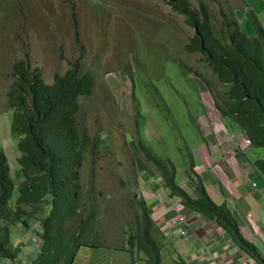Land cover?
Listing matches in <instances>:
<instances>
[{
    "label": "rangeland",
    "instance_id": "obj_1",
    "mask_svg": "<svg viewBox=\"0 0 264 264\" xmlns=\"http://www.w3.org/2000/svg\"><path fill=\"white\" fill-rule=\"evenodd\" d=\"M190 1L196 10L203 1L215 29L233 15L232 10L244 33L249 32L252 10L264 18L263 0ZM194 33L186 17L166 0H0V150L8 156L16 184L21 178V154L18 139L11 133L14 111L8 102L15 81L14 64L25 59L33 67H41L52 83L57 74L78 62L95 78L92 93L80 100L78 120L82 131L99 142L95 153L87 151L80 168V203L87 205L82 211L89 213L92 207L96 211V220L89 222L81 240L97 248L83 247L73 264H148L143 249L148 223L161 240L158 242L164 244L160 252L163 263L177 264L173 247L180 250L179 236L162 234L155 227L176 216L172 210L166 217L169 212L165 206L174 200H168L166 191L151 189L160 177H151L150 171L157 172L158 167L148 160L146 151L141 152L139 131L155 154L175 163L176 181L190 196L196 197L194 184L200 177L216 204L226 199L227 206L237 211L236 219L257 222L246 203L230 195L231 191L244 192V187L235 184L236 169L230 161L239 168L238 173L251 171L249 163L242 162L236 153L243 154L246 139L220 116L214 92L223 88L216 74L201 52L186 47ZM130 140L138 146L140 161ZM259 153L264 156L262 150ZM249 158L253 161L255 155ZM242 180L249 191L264 193L254 172L244 174ZM155 193L158 195L152 197ZM17 196L15 189L11 204ZM141 199L147 203L152 221H137L142 209L145 215ZM175 219L181 232L183 221ZM188 219L200 236L222 232L214 222L197 223L207 220L196 214ZM67 222L76 227L79 221L72 218ZM10 227L9 249L20 250L16 261L4 259L0 264H31L41 251L40 218ZM196 240L194 237L189 243L191 249L198 245ZM86 252L92 253L88 256ZM184 259L195 263L194 259Z\"/></svg>",
    "mask_w": 264,
    "mask_h": 264
},
{
    "label": "trees",
    "instance_id": "obj_2",
    "mask_svg": "<svg viewBox=\"0 0 264 264\" xmlns=\"http://www.w3.org/2000/svg\"><path fill=\"white\" fill-rule=\"evenodd\" d=\"M167 1L195 29L186 47L201 52L202 59L216 74L217 83L223 88L221 92H214L216 106L220 114L249 141L255 159L250 161L249 153L244 157L264 187V156L259 153L261 150L264 152V29L258 22L260 19H257L258 15L261 18V13L251 9L256 19L250 18L251 25L248 26L251 28L244 33L233 10V15L215 29L203 1H200L198 10L190 0ZM7 18L11 16L7 14ZM16 67L23 79L19 78L10 98L16 112L12 133L18 139L21 154L18 157L21 178L16 184L8 156L0 150V260L16 261L20 250L13 246L14 251L9 249L12 245L10 225L16 222L27 224L29 220L40 218L41 251L31 264H60L64 260L73 264L81 247L95 248L81 240L89 222L96 220V211L94 207L89 213L82 211V207L87 205L80 203V168L87 151L95 153L99 142L82 131L78 120L80 100L92 93L95 78L90 72L82 70V64L75 62L63 74H57L50 84L44 83L37 72L40 88L38 84L31 86L26 82L27 67L23 62ZM180 67L186 74L185 67ZM37 69L41 72L39 67ZM139 138L143 147L141 152L146 151L148 160L158 167L157 172L150 171V176L163 180L158 183V188H165L171 197L181 199L187 214H197L214 222L235 245L257 262V249L243 239L237 219L227 203L220 201L216 204L200 177L194 184L196 197L190 196L176 181L175 163L170 158L155 154L140 131ZM132 140L131 147L138 154L137 161H140L138 146ZM191 160L194 165L190 154ZM15 189L18 196L11 204ZM141 202L145 205V215L142 209L137 221H152L147 212L148 205L143 199ZM72 218L79 221L76 227L67 225ZM149 226L150 223L144 226L148 227L144 229L147 239L143 248L147 256L145 260L148 264H164L160 255L163 245L154 239ZM155 227L158 228L156 224ZM173 252L177 264H191L175 247Z\"/></svg>",
    "mask_w": 264,
    "mask_h": 264
},
{
    "label": "crops",
    "instance_id": "obj_3",
    "mask_svg": "<svg viewBox=\"0 0 264 264\" xmlns=\"http://www.w3.org/2000/svg\"><path fill=\"white\" fill-rule=\"evenodd\" d=\"M257 19H260L258 20V22L261 24V27L264 29V21L262 20V18H260L258 15ZM249 29L250 27L248 28V30ZM230 163L232 164V167L236 169V175H234L235 172L233 171V177L235 178V182H236L235 184L239 185L240 187H244L243 193L231 191L230 195L237 202H241L242 204L246 203V207H249L248 208L249 213H254V216L257 219V222H254L253 219H250V222L247 221L246 223L243 220L240 219L237 220L239 222V226L244 238L246 240H249V242L253 243L255 249H257V252L259 253L257 258L258 261L256 262L247 254L242 252L236 245L232 244L230 238L227 237L223 231L221 233L212 234L211 236H200L201 234L199 233L196 234L194 231H188L185 236L179 235V237L176 238L178 242L180 241L179 252L185 258H189L190 260L194 259L195 260L194 264H264V209H263L264 193L263 192L253 193L249 191L245 187L246 183L245 182L243 183L242 180L245 172L244 174L238 173L239 168L233 162L230 161ZM223 170H224V166H222L221 169L222 174H223L222 172ZM216 177H217V181L219 182L220 179L218 178L217 175ZM219 177L221 176L219 175ZM251 187L253 186L251 185ZM220 200L226 202V199H220ZM167 203L169 202L167 201ZM169 214L172 215L169 212L166 215V217H168ZM233 215L236 218H238L236 210L235 213H233ZM196 216L202 219V217L198 215ZM198 222L207 223L209 221H197V223ZM158 224L161 227V233L163 232L165 234H171L172 232H174L176 235L178 234L179 230L177 228L179 226L176 224L175 221H160L158 222ZM193 230H195V227H193ZM183 237L187 239H184ZM194 237H196L197 239L196 241L198 242V245H196L194 249H191L189 243L191 242V240L194 239ZM154 239L157 240V235H154ZM158 241L161 242V240ZM82 249L80 250L79 254L81 253ZM91 253L92 252H86V255L89 256L91 255Z\"/></svg>",
    "mask_w": 264,
    "mask_h": 264
},
{
    "label": "clouds",
    "instance_id": "obj_4",
    "mask_svg": "<svg viewBox=\"0 0 264 264\" xmlns=\"http://www.w3.org/2000/svg\"><path fill=\"white\" fill-rule=\"evenodd\" d=\"M167 1V0H166ZM168 2V1H167ZM169 4V3H168ZM170 5V4H169ZM171 6V5H170ZM181 14V13H180ZM251 14H252V17L253 18H255L256 19V17H255V15L253 14V12L251 11V13H250V16H251ZM188 23V22H187ZM194 29V28H193ZM195 30V29H194ZM20 62H23L24 64H25V66L27 67V68H25L26 70H27V79H26V82L29 84V85H31V86H33V85H36V84H38V85H40V88H42L41 87V81H40V79L36 76V74H37V72H39L40 73V75H41V78H42V80H43V82L44 83H48V84H50L47 80H46V78H45V76H44V73H43V70H42V68L41 67H39V66H35V67H33L27 60H25V59H22L21 61H18V62H16L15 64H14V66H13V74H14V76H15V81H14V83H13V85H12V88L9 90V92H8V102H9V105L13 108V118H12V122H11V133H12V127H13V121H14V118H15V114H16V112H15V109H14V107H13V105L11 104V98H10V93L12 92V90L15 88V85H16V83L19 81V78H21V79H23V76L21 75V73L18 71V67H16V65L18 64V63H20ZM37 67H39L40 68V70H41V72L37 69ZM53 83V82H52ZM78 114H79V112H78ZM220 116H221V114H220ZM12 135H13V133H12ZM14 136V135H13ZM240 136V135H239ZM241 136H244V134H242L241 133ZM15 137V136H14ZM245 137V136H244ZM15 138H17V137H15ZM245 143H246V148L244 149V151H243V154L239 151V150H236L237 152V157L240 159V160H242V162L244 161V160H246L247 161V159H245V157H244V154H248L249 153V150L251 149L250 148V143H249V141L247 140V138L245 137ZM242 157H244L243 159H242ZM238 162V161H237ZM248 162V161H247ZM238 163H240V162H238ZM250 166V165H249ZM252 172H254L253 171V169L251 168V166H250V168H249ZM251 171H249V172H246L245 173V176H246V174H248V173H250ZM192 175H194V174H192ZM162 181V178L160 177V181L158 182V183H160ZM249 181V180H248ZM158 183L156 184V186L153 188L154 190H157V192L156 193H160V192H167V194H169L170 192H169V190H167V189H165L164 188V190L163 191H158V189H161L162 190V187L161 188H158ZM247 183V182H246ZM252 186L253 187H256V184L254 185V184H252ZM182 188L185 190V191H187L183 186H182ZM152 189V190H153ZM153 190V191H154ZM154 194V195H152V197L153 196H155L156 197V195H158V194ZM193 196V195H192ZM151 197V198H152ZM194 197V196H193ZM168 200H174V202L169 206V207H166L164 204V206H165V208H166V210L169 212V211H174L175 212V214H176V216L175 217H173V220H169V221H176V219L175 218H177V216H178V214L180 213V214H182L183 216H184V223L182 224V230H181V232H179L178 231V234H177V236H179V235H182V236H185L186 235V233L188 232V231H194L193 230V227H192V225H191V223H190V221H189V219H188V217L190 216L189 214H187L186 213V211H187V208L185 207V205L183 204V202L181 201V199H179V198H176V196H174V197H171L170 196V194L168 195ZM157 199V198H156ZM142 200V199H141ZM147 204V203H146ZM180 206V207H179ZM178 207V208H177ZM234 209V208H233ZM232 208H230V210H231V212L232 213H235V209L233 210ZM197 215V214H196ZM199 216V215H198ZM236 218V217H235ZM201 219V218H200ZM202 220H207V219H203L202 218ZM207 221H209V220H207ZM209 222H212V221H209ZM237 222H238V220H237ZM154 223H156L155 221H154ZM188 223V225L187 226H185L186 224ZM156 225L158 226V228H156V231H159V232H161V227H160V225L158 224V223H156ZM238 226H239V222H238ZM181 226H179L177 229L179 230V228H180ZM218 227V226H217ZM218 228H220V227H218ZM221 229V228H220ZM239 229H240V226H239ZM222 230V229H221ZM182 231H184V232H182ZM224 233H225V231L224 230H222ZM240 232H241V229H240ZM151 233H152V231H151ZM241 234H242V232H241ZM152 235H153V237H154V233H152ZM242 237H243V239L244 240H246L245 238H244V236H243V234H242ZM157 242H158V238H157V240H156ZM231 241V240H230ZM247 242H249V240H246ZM232 242V241H231ZM232 244H234L233 242H232ZM249 244H252L253 245V243H251V242H249ZM235 245V244H234ZM237 246V245H236ZM238 247V246H237ZM83 247H81V249H82ZM89 248H92V247H89ZM95 248H97V246L95 247ZM239 248V247H238ZM80 249V250H81ZM162 249H163V247H162ZM240 249V248H239ZM80 250H79V252H80ZM241 250V249H240ZM242 251V250H241ZM243 252V251H242ZM79 254V253H78ZM246 254V253H245ZM78 256V255H77ZM250 257V256H249ZM185 258V257H184ZM187 260H188V258H187ZM188 263H190V261H187Z\"/></svg>",
    "mask_w": 264,
    "mask_h": 264
},
{
    "label": "built area",
    "instance_id": "obj_5",
    "mask_svg": "<svg viewBox=\"0 0 264 264\" xmlns=\"http://www.w3.org/2000/svg\"><path fill=\"white\" fill-rule=\"evenodd\" d=\"M177 219L180 220V221H183V223L185 222L184 221V216L182 214H180V213L178 214ZM182 232H184V231H182Z\"/></svg>",
    "mask_w": 264,
    "mask_h": 264
}]
</instances>
